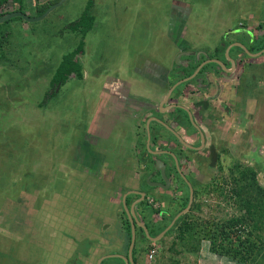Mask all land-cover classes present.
<instances>
[{
	"label": "rangeland",
	"instance_id": "1",
	"mask_svg": "<svg viewBox=\"0 0 264 264\" xmlns=\"http://www.w3.org/2000/svg\"><path fill=\"white\" fill-rule=\"evenodd\" d=\"M50 1L32 0L25 12L31 15L35 4ZM231 3V0H66L41 21L26 23L14 18L0 24V264H49L52 247L47 248L51 246L48 243L52 242V235H62L66 220L69 223V218L73 219L85 211L94 213L96 208L101 210L97 209L95 214L110 213L111 210L106 207L111 193H105L102 202L94 194L99 188L104 193L106 184L105 181H98L103 177L102 166L99 167L101 161L97 159L98 149L86 138L93 137L91 134L96 129L100 130L102 112L124 110L121 104H128L124 92L131 90L124 88L125 91H121L118 84V78L122 79L120 74L127 72L135 81L139 75L138 71L132 73V66L140 67L142 73L155 65L163 68L181 66L182 58L179 57H189L192 52L197 55L217 52L219 56L223 52L226 56L231 38L239 34L237 31L241 30L243 23L247 24L240 19H245L246 10L254 7L253 0H233L234 6ZM12 5L7 3L3 8L8 11L18 9ZM246 35L252 36L249 31ZM78 47L81 54L75 57L79 67L74 75L78 72L81 77L71 75L68 80L57 79L54 75L63 57ZM245 57L250 58L248 54ZM256 65L253 70H243V76L248 78L237 88L236 95L233 80L231 116L216 127L222 129L215 132L217 140L214 147L219 154V173H222L225 187L222 194L211 191L208 201L203 198L204 203L195 215V218L201 215L203 221L220 223L222 219L236 214L231 200L225 201L227 197L224 196V192L230 195L227 192L229 183L232 187V177L237 175L230 167L238 160L253 164L245 154L255 155L256 151L264 158V97L261 95L255 98L256 102H250L249 97L244 96L245 86L251 84L247 92L252 96L254 82L264 75V63ZM218 67L214 64L205 66L200 77L205 71L219 74ZM238 67L242 66L238 63ZM108 76L111 78L108 79ZM54 79L59 81L56 92L52 94L50 83ZM189 85L193 86L192 83ZM132 86L140 90L149 87L142 86L141 82ZM130 99L137 100L135 97ZM137 101L149 110H156L158 115L162 112L161 102L154 109L151 103L146 104L144 97ZM108 105L112 108L108 109ZM181 114L178 113L179 116ZM185 122H182L183 126L193 132L195 124L191 122L192 126H189ZM124 126L125 123H119L117 128L123 138L126 136ZM170 138L175 140V137ZM124 139L127 140L126 137ZM111 141L104 137L98 144L104 154L101 160L110 161L105 167V176L110 174L115 179L120 175L113 172V168L129 150L121 146L114 151H105ZM87 152L95 158V166L88 158L86 160ZM147 152L150 151L146 148V155H149ZM73 158L78 164L76 169L75 164L69 163L70 171L63 166L64 171L60 170L61 161ZM27 166H30L28 171ZM29 172L33 180L24 177ZM63 172L67 175L65 180L75 176L69 185L70 181L62 179L63 194L71 195L73 199L67 197L68 202H72L62 204L59 198L55 203V212L54 202L47 201L50 197L47 191H51V187L49 190L47 187L51 185L53 175L61 178ZM262 174L258 175L260 184L263 182ZM74 178L76 182L73 185ZM12 181L20 183L14 185ZM41 181L46 189L39 192L33 183ZM114 183L109 182L105 192L116 191ZM16 197H20V202L10 201H16ZM36 203L43 204V209H36ZM119 226L124 235L128 229L131 237L132 230L127 223L110 225L107 233H114ZM160 229L158 226L157 231ZM164 229L159 233H163ZM159 233L153 232L156 237ZM176 234L165 237L163 261L177 254L178 258H184L183 264H243L210 252V242L206 240H202L200 248L193 252V247L176 241L189 238L184 235L177 239ZM218 240H221L220 236ZM155 244L158 245V242ZM89 247L86 241L73 251L74 256ZM92 247L95 249L97 245ZM101 247L108 253L113 249ZM104 261L103 264H122L118 258H106ZM156 264H161V261L157 259Z\"/></svg>",
	"mask_w": 264,
	"mask_h": 264
},
{
	"label": "crops",
	"instance_id": "2",
	"mask_svg": "<svg viewBox=\"0 0 264 264\" xmlns=\"http://www.w3.org/2000/svg\"><path fill=\"white\" fill-rule=\"evenodd\" d=\"M231 1H232L231 6H234L233 0ZM253 3H254V7H252L249 10H246L247 13L244 16L245 19H240V21L247 22V24L245 25L243 23V26H241L242 27L241 30L237 31L239 34H236L233 38H231V46H232L231 57L234 59H238L241 55L240 54L241 49L237 47L238 43L244 45L247 48V50H249L250 52H252L251 47L253 46L261 45L264 47V26H263L264 0H253ZM248 31L251 32V34H253L255 38L257 39H255L254 41L251 40L250 42V38L253 36H247L246 33ZM216 48H217L216 46L213 47L214 51L217 50ZM263 56L264 55L259 56L258 58H255V59L248 58V61L253 63L252 66H250L249 68H243L242 64L239 63L240 66H242L240 69L237 68V70L239 69L237 71L238 72L237 74L239 76L235 74L234 75L235 77L233 79L223 81L222 89H220V91L222 90V94L220 95L219 100L211 101V105L216 106L217 108L216 109L217 114L215 115L211 114L214 112L213 109L211 110L210 114L207 112L205 113V115H208L207 119H210L209 121L205 119L206 120L205 125L211 130L210 133L208 131L207 132L205 131L207 138H212V136L214 137L213 132H216L215 128L220 127L221 125L220 122L226 120L225 119L226 117L224 116V111L222 109L223 108L222 103L228 100V98L226 97L228 92H226V95L223 94L226 87L227 86L231 87V92H233L232 82L234 80L235 81V85H233L235 86L234 94L236 95L237 88L240 86V82L248 78L247 76L245 77L243 76V70L245 69L253 70L252 67L253 68L256 67L257 66L256 63L258 62L264 63ZM210 57L223 60L221 56H217L216 52ZM132 68H133L132 73L138 71L139 78L137 80L135 81L132 80L133 78L129 76L127 72L120 74L122 79L118 78L120 81L118 82L119 88H121L122 92L125 91L123 90L124 88L131 90V92L129 91L124 92V94L127 95L125 97V100L128 101L127 102L128 104H121L124 106V110L120 109L118 111H115L114 113L110 111H105L104 113L102 112L101 120L99 123L100 130L96 129L91 134L93 135V137L86 138V140L88 139L89 143L93 144L98 149L99 154L97 156V159H100L101 161V165H99V167H101L102 165L106 166L107 163L110 162L107 159L104 161L101 160V157H103L104 154L101 153L100 151L101 148L99 147L100 144H98V142L100 141L101 143L102 138L104 137H106L107 139L110 138L112 140L110 143H114L116 147L120 148L121 146H123L124 149L128 148L129 150L128 153L124 155L122 161L119 164L115 165V167L113 168V172H115L118 176L120 175V177H116L115 179H113V177L110 174L105 176L104 167L102 166L103 177H100L98 181H105V184H106L105 190H107V185L109 184V182H115L114 186H115L116 191L114 192L106 191L105 192L104 190V193H103L102 188H99L94 191L95 196H98V199L100 201L105 196V193L106 195L107 193L108 194L111 193L109 195L110 201L108 202V206L106 207L110 209L111 211L110 213L106 212L105 214H102V212H100L99 214H95L97 209L101 210V208H96L94 210V213H91L90 211H85V212H81L77 214V216H75L73 219L69 218V223L66 220V224H64L63 226L65 230L62 231V235L61 236L52 235V242L48 243V244H51V246H47V248L50 249L52 247L51 249L52 259L50 258L49 264H103L104 262H106L104 260L107 258V256L114 255L113 253L117 255H122V256L127 255L125 254L127 253L126 252L127 244L125 243L126 240H125V235H124V231L122 227L119 226L117 230L114 229V227H112V229H114L115 231L112 234H108L107 230L109 229L110 225L123 224V221L125 219V216H124L125 207L129 209L131 205L135 203V200L138 197L137 192L144 190V188L138 184L137 178L139 179V177L142 176V179H143L146 175H149V174L148 172L144 171L145 170L144 168H142L143 167L142 165H144L146 162H141L140 160L141 156L138 153V151H140L141 146H144V144L147 143L146 135L144 134L143 130L147 122L153 120L151 118L156 117L162 120L163 122H165L169 128H171L173 131H176V133L180 135L181 139H184L185 141L193 142L195 141L194 139H196L194 137L197 135V133L194 131L189 132L187 126H181L182 128L185 129V132H184L183 129L180 130L179 126H177L176 124L170 123V117H172V115L169 113V111H166L165 113L163 112V114L160 113V115H162L161 116L162 118H160L156 116L157 115L155 113L156 110H151V109L149 110L148 107L142 106V103L137 101L138 98L140 99V97H144L146 98V104L151 103L150 106L151 108H154V109H156V107L159 105L160 102L161 104L164 103L166 95L173 87L172 85L175 79L174 80L171 79L169 75L173 70L175 71V66H170L169 68H163L160 65H155L152 67H148L150 69H148V71H143V73H142V70L139 69L140 67L135 68V66H132ZM179 70H181V67ZM189 71H191L190 68H189ZM193 71H195V69ZM185 73L186 74H184L183 77L191 75L190 72L185 71ZM71 75L75 77L74 74H71ZM71 75H69L68 78ZM111 76H108V79H110ZM175 76L176 75H173L174 78H178ZM123 80H125L126 82H124ZM135 82L136 83L141 82L142 86L149 85V87H147L145 90L134 88L132 85ZM259 85H262V87H259ZM207 87L210 88V86L208 85ZM229 87H227V89ZM245 88L246 90L244 92L245 93L244 96L249 97L250 102L252 100L256 102L257 100L255 98H258L261 95H263L264 97V92L262 91L264 89V75L263 77H261L260 79L254 82V86H252V92H253L252 96H249L250 94H248L247 92L251 88V84H249V86H245ZM192 89H193L192 86H190L189 84H188V87L185 86V88L182 89L183 97L181 98L179 103L180 104L182 103L184 106H187L188 108H190L194 122L199 127H201V125L204 122L203 121L201 123V120H203L201 112L203 110H201V108L196 105L197 104L196 102L198 101V97L200 94L196 93V90L192 94L189 93L191 92ZM174 91L171 92L169 96L170 98L168 99V101L165 102L166 104H164V106H167L170 103V101L172 102L174 101L173 103H175V99H178V97L175 96ZM209 91H207V93ZM108 92L110 91L108 90ZM130 97H135L137 100H134V99L129 100ZM222 97L223 98L226 97V98H224L223 100H220L222 99ZM227 107L231 109V105H229V103L227 104L226 108ZM107 108L110 109L112 108V106L108 105ZM218 116L220 117V121H219ZM183 119L184 120L182 122L186 121L185 123L187 124L188 117L185 114H183ZM119 123L120 124L125 123L123 132L126 135L125 137L127 138V140H125L124 139L125 137L123 138L121 136V132L117 130ZM149 126H150V133L152 132V135H153V139H156L157 137H159L158 139L165 140L167 136H169V134L167 135L166 134L167 132H165L163 128L162 129L160 127L158 128V126L155 124L153 125V123H150ZM164 135H167V136H164ZM188 135H190L192 139ZM101 136L103 137L101 138ZM215 136H217V134H215ZM110 143H109V146H110ZM158 146H161V142H158ZM71 149H74V148L71 146ZM104 150L107 151L106 148H104ZM108 151H111V150L108 149ZM85 158L86 160L88 158V160H90L92 164L94 165L95 158H92L88 152L86 153ZM75 160L76 159L73 158L70 160L61 161V165L59 167L60 170L64 171L62 169V166H63L65 167V170L70 171L69 163H73L76 166L77 163H75ZM112 166H114V164ZM124 166H126V169ZM141 168L142 170H140ZM73 177L75 176L74 175L70 176L65 181H70L72 180ZM157 196L161 198L163 194L159 195V193L156 194L155 192H153V194L150 197H152L153 199H155V201H157ZM59 198H61L62 201L65 200L63 199L61 195L59 196ZM71 199H73V197H71ZM71 202H68V200H66L64 204L71 203ZM160 208H162L161 210L164 211V215H166V217L162 216L163 212H160V214L154 213L155 209L151 207L150 205H146V208H143V206L134 207L137 219L141 221V223L147 226L149 230V236L154 235L153 232L157 230L158 226L161 229L165 228L164 231L169 228L167 224L169 223L170 219H172L169 215L173 211L167 207H164L165 210L163 209V207H160ZM160 208L158 210H160ZM53 210H55L56 212L55 203H53ZM158 210L156 209V211ZM58 216L59 215L57 214L56 220H58ZM1 222H0V225H1ZM1 228L3 229L4 227H1ZM68 238H71L72 240H68ZM57 239H63V240H57ZM149 239L145 236L144 232L142 235L139 229L136 230V240H138L136 241V244H137L136 246H138L137 247L138 250L136 251L137 254L134 256V258L136 259L135 264H146L145 254L143 255L140 254V250H143L146 247V245L147 246L149 245L148 242L144 241V240H149ZM161 239L162 240L165 239V234L160 238V240ZM86 241H88V244L90 245V247L85 252L83 253L78 252L74 256L73 251H75L76 248H80L81 245L86 244ZM93 245H97V247L93 249L92 247ZM101 245L107 246L109 249L113 247V249H111V253L106 252L105 249L101 247ZM53 253H56V255ZM153 264H156V262Z\"/></svg>",
	"mask_w": 264,
	"mask_h": 264
},
{
	"label": "trees",
	"instance_id": "3",
	"mask_svg": "<svg viewBox=\"0 0 264 264\" xmlns=\"http://www.w3.org/2000/svg\"><path fill=\"white\" fill-rule=\"evenodd\" d=\"M58 1L59 0H52L43 4H35L31 8L32 13L34 14H31V17H37L42 15L50 6L56 4ZM7 3L13 4L12 6L16 5L18 11H25V8L27 7V5L32 3V0H0V17L7 13H10V11L5 10V8H3L4 5ZM16 19L21 20L20 18ZM10 21H13V19L7 22ZM3 38L5 37L3 36ZM1 44L2 43L0 42V49ZM80 47L63 57L58 67V70L57 72H55L54 75L55 77H57V79L67 80L69 75L74 74L76 68L79 67V61L75 60V57L76 55L81 54ZM262 48L263 46L261 45L253 46L252 52L260 51ZM75 75L81 77V74L78 72ZM58 81L55 82L54 79L53 82L50 83L51 87H53L52 94L56 92ZM242 82L245 83V81H241L240 83ZM10 156H12V154ZM245 156L253 164H245L240 160L234 162V165L232 164L230 168L231 171L236 173L237 175L232 177V187H230L231 183H229L227 192L230 195L227 196V194L224 192V196L227 197V199L225 198V201L231 200V203L234 207L233 209L236 210V214H231V217L222 219V222L220 223H214L208 220L203 221L201 220V215H199V217L193 218L192 215L186 216L185 214L184 216H181L176 221V223L167 231L165 237L177 233L176 238L178 239V237L182 238L184 237V235H186L189 240L176 241L181 243V245L183 246L185 244H188L189 247L191 246L190 248L193 247V252L197 251L200 248L199 243L202 240H206L210 242V252L212 253H216L224 257H229L230 259L236 260L237 262L243 264H264V158L259 156L257 151L255 152V155L245 154ZM210 157L214 162L218 159V154H216V152H213ZM76 168L77 166L75 167V169ZM29 169L30 166H27L26 170L28 171ZM260 173H263V182L261 184L258 178V175ZM62 175L63 176H61V178H57L55 175L52 176V183L47 187L48 190L51 187V191H47L50 194V197L47 199V201L50 200L52 201V203H56L59 199L58 194H60L63 199H65L62 201V204H64L67 200V197L70 196H67V194H63L62 192L64 191L62 179L64 178L65 180L67 176L65 172H63ZM24 177L29 179L32 178L33 180V177L30 172L25 174ZM75 182L76 179L74 178V181L72 182L73 185L75 184ZM18 183H20V181H12L11 184L17 185ZM59 183H61V185H59ZM70 183L71 180L68 185ZM33 187L39 188V192L45 191L44 189H46L42 181L40 183H33ZM214 190L217 191L219 194H222V191L219 190V188L216 187L214 188ZM15 200L16 201H10L13 203H16L18 201L20 202V197H16ZM42 205L43 204L36 203L35 207L36 209L37 207L38 209H43L41 208ZM184 207L185 205H183V208ZM199 208L200 207L197 206L195 209L198 211L200 210ZM12 212L14 213V211ZM187 218H190V220L188 219L187 221ZM16 221L17 216L15 217V222ZM126 223L127 226H129L128 221H126ZM3 230H5V228H3ZM139 230L143 235L142 229ZM157 230L155 232L159 233L162 229H160L159 231ZM219 236L221 240H218ZM125 240V243L127 244V252L130 243V233L128 232V229L125 230ZM164 244V240H161V242L159 243L161 247V255H157L158 262L161 261V264L165 261H163L162 258L164 256ZM152 246L153 245H151V247ZM149 247L150 245L146 246V251ZM176 255L174 258L171 259L168 257V260L165 261L164 264H183L182 261L184 258H178V255Z\"/></svg>",
	"mask_w": 264,
	"mask_h": 264
},
{
	"label": "clouds",
	"instance_id": "4",
	"mask_svg": "<svg viewBox=\"0 0 264 264\" xmlns=\"http://www.w3.org/2000/svg\"><path fill=\"white\" fill-rule=\"evenodd\" d=\"M252 36H253V37H251V40L252 41H254L255 39H257V38H255V36L253 34H252ZM251 40H250V42H251ZM242 46H244V45H242ZM262 49H264V47ZM246 50H247V48H246ZM260 51H257V52H260ZM241 52H242L243 56H246V53L243 50H241ZM257 52H250V53L255 54ZM205 55H207V54H205ZM190 56H191V54H190ZM228 56H229V58H231L230 55H229V52H228ZM260 56H262V55H260ZM258 57H254V58L253 57H250V58L255 59V58H258ZM193 60L194 61H185V62H182L183 64L180 66L181 67V75L178 76V74H176L175 77H178V78H175L174 81L180 79V77H183L184 74H186L185 71L186 72H189V68L191 69V71H193L194 69L195 70L197 69L198 66L196 67V64H195V63H197V59H193ZM223 65H224V63H223ZM224 66L226 67V65H224ZM175 70H177V69H175ZM212 73L213 72L210 73L211 76H213ZM234 73L235 74L238 73L236 67H235ZM187 74H189V73H187ZM192 74L193 73H191V75ZM191 75H189L188 77H190ZM204 75H205V73L202 74V76H204ZM198 76L199 75L197 73L192 80H190L189 82L184 83V84L176 87L175 89H177V91L179 90V93H181L183 95L182 89L180 87H182V86L188 87V84L192 83L193 84V86H192L193 89L189 93L192 94L196 90V93H198L200 95H203L199 91V90H201L199 86L202 83H204V82L207 83L208 79H205L203 77L201 78L200 76H199L200 78H198ZM198 79L200 81H199V83H196V80H198ZM179 81H181V80H179ZM176 83H173V84L175 85ZM206 87H207V85H206ZM168 99H167V101H168ZM172 105H174V104H172ZM188 112H189V110H188ZM162 113H163V111H162ZM164 113H165V111H164ZM186 115L188 116V120L190 122L195 123L194 122V119H193V116H192V114L190 112H189V115L187 113H186ZM149 125H150V121H149ZM183 131L185 132V130H183ZM193 131L196 132L198 135H199V132H201L196 125H195V129L193 128ZM143 132L146 135L147 143L144 144V146H141L140 151H138V153L141 156V158L139 157L140 160H141V162H146L144 165H142L143 166L142 168H144L145 169L144 171L145 172H148L149 175H146L143 179H142V176L139 177V179L136 176L137 181H138V184L141 187H143L144 190L137 192L138 197L135 200V202L141 198L140 195H139V193L142 194L143 198H142V200L139 203L135 204L134 207H136V206H138V207L143 206V208H146V205H150L151 207H153L155 209V212L154 213L160 214V212H163L162 216L163 217H166V215H164V211L161 210L162 208H160V207H163V206H161L159 204V201H160L161 198H159L157 196V201H155V199H153L152 197H150L153 194V192H155L156 194L157 193L163 194V196L166 195V197H164V198L167 201V203H169V202L171 203V208H169V209H171L173 211L169 215L172 219H170L169 223L167 224V226L169 227L167 229V231H168L176 223V221L181 216H184L185 214H186V216L192 215V217L195 218V215L197 213H199L195 208L197 206L201 207V205H203L202 203H204V201H203L204 199H205V201H208L207 200L208 196L209 195H212L211 191L214 192L215 191L214 188H216V187L219 188V190L222 191V188L225 187L224 186V182L222 181L223 180L222 175H221L222 173L221 172L219 173V166H220V164H219V160H220L219 159V154L215 150V147L214 146H213V150H211L210 152H205L204 151V149L202 148L203 143H204V137H203V134L202 133L200 134V137L199 138H198V135H196L194 137V138H196V139H194L195 141L190 142V141H185L184 139H181L180 135L177 134L176 131H174L175 134H176V137L174 138L175 139L174 141H172V140L171 141L176 146L173 147V151H177L178 152V155H180V156L177 155V160H176V158L173 156V154H171L169 152V149H168L167 150L168 152H166V151L163 152L164 153V156H165L164 158H162V159L161 158H154L153 156H158V155H162V154H156L155 152H158V150H155L153 148V146L151 145V142H150V140H151V136H150L151 135V133H150V126H149V140L147 139V132H146V129L145 128H144ZM188 136L192 139V137L190 135H188ZM200 140H201V143H200ZM146 148L150 151L149 153L147 152V154H149V155H146ZM213 152H216V154H218V159L216 161H214V162L212 161L211 157L208 158V154L209 153L212 154ZM202 153H205V157H204L205 162H203V163H201L199 161V159H198V156H201ZM168 155H170V156H168ZM181 155H184L186 157L183 158V157H181ZM175 160H176V162L177 161H180V166H178V172L179 173L176 174V175H178L181 178L182 181H184L186 183L188 181V186L190 187V191H189V195L188 196L183 195L184 197L183 196L175 197L171 193L172 177L168 174V172L173 167L172 166V164H173L172 162H174ZM158 164H159V166H161V168L164 166V171L163 172L161 171V168H159V166H157ZM210 165H211V168L208 169V167H210ZM102 166L104 167V170H105V167L106 166H104V165H102ZM124 167L126 169V166H124ZM142 168L140 170H142ZM220 170L222 171L221 168H220ZM162 173H164V176H162ZM218 173L220 174V177L221 178L219 177V174ZM191 183H193V184H191ZM163 187L165 188V190L168 191V193H161L160 192L159 189L160 188H163ZM178 191H180V190H178ZM183 205H185L184 208H183ZM188 205H190L189 206V209L187 211H184L188 207ZM159 208H160V210H158ZM156 209L158 211H156ZM163 209H164V207H163ZM124 211H125V209H124ZM134 212H135V210H134ZM193 213H194V215H193ZM135 215H136V213H135ZM124 216H125V219L123 221V224H125L126 221H128V223L130 225V222L128 220V217H127L126 212H125ZM136 218H137V216H136ZM139 222L141 223V221H139ZM141 224H143V223H141ZM144 226L147 228L146 225H144ZM137 229H142V228L136 227L135 228V233H136V230ZM147 230H148V228H147ZM148 234H149V230H148ZM149 237L155 238L156 235H155V237H152V236H149ZM165 239H164V242H165ZM161 240L159 239L158 241H152V244L151 245H153V246L151 247V245H150L151 248L149 247L147 249V251L145 249L146 247L143 250H140V254H142V255L145 254V262H146V264H153V263L157 262V259H158L157 258V255L159 253V249L161 250V247L159 245V243L161 242ZM157 242H158V245L155 244ZM154 248L157 250V254L155 255V257H154L153 260H150L148 258V254ZM136 251L137 250H136V239H135V244H134V248H133V251H132V259H133V263L134 264L136 263V259L134 258V256L137 254ZM127 254H128V251H127ZM124 257H127V255L124 256ZM113 258L120 259L119 257H113Z\"/></svg>",
	"mask_w": 264,
	"mask_h": 264
},
{
	"label": "flooded vegetation",
	"instance_id": "5",
	"mask_svg": "<svg viewBox=\"0 0 264 264\" xmlns=\"http://www.w3.org/2000/svg\"><path fill=\"white\" fill-rule=\"evenodd\" d=\"M16 11H18L17 9H12V10H10V12H16ZM21 12H23V13H26L28 16H30L31 17V15L30 14H28L27 12H25V11H21ZM217 49V48H216ZM231 50V49H230ZM217 53V52H216ZM191 54V56H189V57H180V58H182V62H185V61H194L193 59H197V63H195L196 64V67L197 66H199L200 64H204V63H207L208 61H210V60H219V61H221V62H223L224 63V65H226V67H227V69H230L231 68V64L228 62V60L227 59H225V57L226 56H224V54H223V52H221V58H223V60L221 59H215V58H211L210 56L211 55H213V54H208L207 53V55H205V54H199V55H197L196 54V52H192V53H190ZM241 55H240V57L238 58V59H234V58H232L233 59V61H234V63H235V67H236V69L237 68H239L238 67V63H240V64H242V66H243V68H249L250 66H252V62H249L248 61V58H246L245 56H243V54H242V52L240 53ZM197 55V56H196ZM261 55H264V53L263 54H261ZM217 56H219L218 54H217ZM231 56V55H230ZM244 58V59H243ZM183 64V63H182ZM210 64H213V63H209V64H206L205 66H207V65H210ZM250 64V65H249ZM215 65V64H214ZM205 66H203L201 69H200V71L198 72V75L200 76V74H201V72L202 71H204V68H205ZM215 66H217V65H215ZM195 67V68H196ZM175 69H177V70H175V72H174V70L170 73V77H171V79H175L174 77H173V75H176V74H178V76L179 75H181V70H179L180 69V66L178 65V66H175ZM222 67H218L217 68V70H220V73L219 74H217L216 72H213V71H205V75L204 76H202L203 78H205V79H208V81H207V83H202L199 87H200V89L201 90H199L200 91V93L201 94H203V95H200L199 97H198V101L196 102L197 104V106L198 107H200L201 108V110H203L202 112H201V114H202V117H203V120H201V123L203 122V124L201 125V127H199L196 123H194L198 128H199V130L201 131V132H199V135H198V138L200 137V134L202 133L203 134V137H204V143H203V146H202V148L204 149V151L205 152H210L211 150H213V146L215 145V143H216V140H217V136H216V139H215V137H213L212 136V138H207L206 137V132L208 131L209 133H210V129L205 125V121L207 120V121H209L210 119H207V117H208V115H205V113L207 112V113H211V110L213 109L214 110V112L213 113H211L212 115H215V114H217L216 113V106H212L211 105V101L212 100H219V97H220V95L222 94V90L220 91V89H222V83H223V81L224 80H231V79H233L235 76V73H223L222 72ZM211 72H213L212 74H213V76H211L210 75V73ZM236 75H238V74H236ZM198 76V78H200ZM239 76V75H238ZM173 77V78H172ZM188 76H185V77H180V79H178V80H176V81H174V83H176L177 81H179V80H182V79H185V78H187ZM209 81H210V83H209ZM241 84V83H240ZM206 85H208V86H210V88L208 87H206ZM227 87H229V86H227ZM227 87H226V89L224 90V95H226V92H228L227 93V95H226V97L228 98V100H226V101H224L223 103H222V109H223V111H224V116L226 117L225 119L227 120V117H230L231 116V109L229 108V107H227L226 108V106H227V104L229 103V105H231V87H229L228 89H227ZM177 89H175V91H174V94H175V96L176 97H178V99H175V103H173L172 101H170V105L168 104L167 106H165V107H170L172 104H176L177 106H179V107H184V108H186V109H188L189 110V112L191 113V110H190V108H188L187 106H184L182 103L180 104L179 102H180V100H181V98L183 97V95L181 94V93H179V90L178 91H176ZM210 90V91H209ZM219 90V91H218ZM207 91H209L208 93H207ZM220 92V93H219ZM212 93V94H211ZM226 97H224V98H226ZM170 98V97H169ZM223 97H222V99H220V100H223L224 99ZM170 100H172V99H170ZM172 102V103H171ZM204 103H206L207 105H203ZM200 104V105H199ZM190 105H191V103H190ZM203 105V106H202ZM212 106V107H211ZM229 109V110H228ZM226 110H228V111H226ZM166 111H169V113L172 115V117H170V123L172 124H176L177 126H179V128H180V130H185L184 128H182L181 126H183L182 125V121L184 120L183 119V114H185L186 115V112H184V111H182L181 109H179V108H175V109H168V110H166ZM165 111V112H166ZM179 112H181L182 114V116H179L178 115V113ZM161 114H163L162 112H161ZM192 114V113H191ZM156 116H158V117H160V118H162L161 116L162 115H156ZM187 116V115H186ZM188 117V116H187ZM156 118V117H155ZM152 119V118H151ZM159 119V118H158ZM206 119V120H205ZM160 120V119H159ZM152 121V122H151ZM150 121V123H153V125L155 124V125H157L158 126V128L160 127L161 129L163 128V130H165V132H167L166 134H169V136H167V135H164V136H167V138L165 139V140H160V139H158L159 137H157L156 139H153V135H152V132H151V140H150V142H151V145L153 146V148L155 149V150H158V152H155L156 154H162V155H158V156H153L154 158H164L165 156H164V151H166V152H168L167 150L169 149V152L171 153V154H173V156L176 158V160H177V155H178V152L177 151H173V147H175L176 145L171 141V138L170 137H176V134H175V132L171 129V131H169V130H166V128H164L161 124H158V123H154L153 122V120H151ZM162 121V120H161ZM219 121H220V119H219ZM187 123L189 124V126L191 125V122L188 120L187 121ZM164 124H166L165 122H164ZM193 127V126H192ZM155 128H156V126H155ZM215 130H216V132L217 131H219V130H222V129H218V128H215ZM206 131V132H205ZM214 133V135H215V132H213ZM158 142H161V146H158ZM215 142V143H214ZM200 143H201V140H200ZM106 149H107V151H108V149L109 150H111V151H114V150H116V149H118L119 147H116L115 146V144L114 143H110V146H109V144H107V146L105 147ZM168 156H170V155H168ZM178 156H180V155H178ZM211 156V154L209 153L208 154V158ZM152 157V156H151ZM181 157H186V156H184V155H181ZM204 157H205V153H202L201 154V156H198V159H199V161L201 162V163H203V162H205V160H204ZM176 160L174 161V162H172L173 164H172V168H171V170L168 172V174L172 177V186H171V193H172V195H174L175 197H179V196H183V195H186V196H188L189 195V191H190V187L188 186V181H187V183L186 182H184V181H182L181 180V178L178 176V175H176V174H178L179 172H178V166H180V161H177L176 162ZM181 160V159H180ZM209 168H211V165H210V167H208V169ZM207 170V169H206ZM168 176V175H167ZM191 184H193V183H191ZM157 188V187H156ZM159 189V188H158ZM160 190V192L161 193H168V191L167 190H165V188L163 187V188H160L159 189ZM178 190H180V191H178ZM159 195H161V194H159ZM164 197H166V195H164V196H162L161 197V199H160V201H159V204L161 205V206H163V207H167V208H171V203L169 204V203H167V201L165 200V198ZM184 197V196H183ZM181 209V208H180ZM179 209V210H180ZM152 237H155V235H153ZM145 242H148L149 243V245H151L152 244V240L151 239H149V240H145ZM114 255H116V256H121V255H117V254H114ZM114 255H111V256H114ZM120 260H122V259H120ZM122 264H125V262L122 260Z\"/></svg>",
	"mask_w": 264,
	"mask_h": 264
},
{
	"label": "water",
	"instance_id": "6",
	"mask_svg": "<svg viewBox=\"0 0 264 264\" xmlns=\"http://www.w3.org/2000/svg\"><path fill=\"white\" fill-rule=\"evenodd\" d=\"M66 0H59L56 4H53L52 6H50L42 15L40 16H37V17H30L28 16L26 13H23L21 11H16V12H10V13H7L3 16L0 17V24H3L11 19H14V18H20L21 20H23L24 22L26 23H33V22H38V21H41L43 20L44 18H46L53 10H55L56 8L60 7L61 5H63L65 3ZM232 46H229L226 50V59L228 60V62L231 64V68L230 69H227L222 62H220L219 60H210L208 61L207 63H204V64H201L200 66L197 67V69L195 70V72L188 78L186 79H183L181 81H178L172 88L171 90L168 92L166 98H165V102L167 101V99L169 98L171 92L178 86L184 84V83H187L189 82L190 80H192L195 75L198 73V71L203 67L205 66L206 64H209V63H213V64H216L217 66H220L222 67V72L223 73H234L235 71V63L234 61L229 58L228 56V52L229 50L231 49ZM237 47H239L241 50H243L246 54H248V56L250 57H258L260 56L261 54L264 53V49H262L260 52H257L255 54L253 53H250L248 50H246V48L244 46H242L241 44H237ZM199 79L196 80V83H199ZM162 103L160 104V108L161 110L164 112L168 109H175V108H179L181 109L182 111L186 112L188 115H189V112L186 108L184 107H179L177 106L176 104L175 105H171L170 107H165L164 104L166 103ZM154 122L158 123V124H161L164 128L168 129L169 131H171V129L166 125L164 124L163 121L159 120L158 118H152ZM145 129H146V132H147V139L149 140V122H147L146 126H145ZM198 130V129H197ZM148 147V146H147ZM159 166V164L157 165ZM159 168H161V166H159ZM161 171L163 172L164 171V166L161 168ZM162 176H164V173H162ZM140 195V199L137 200L133 205H131V207L129 209H127L125 207V212L127 214V217H128V220L130 222V227H131V230H132V233H131V238H130V244H129V248H128V254H127V257H124V256H107V258H113V257H119L120 259H122L125 264H134L133 263V259H132V251H133V248H134V244H135V239H136V233H135V228L136 227H140L142 228V230L144 231L145 235L150 238L152 241H158L166 232L167 230H165L163 233L159 234V236H157L156 238H151L149 237V234H148V230L147 228L141 224L137 218H136V215H135V212H134V206L135 204L139 203L143 196L141 193H139ZM189 206L184 210V211H187L189 209Z\"/></svg>",
	"mask_w": 264,
	"mask_h": 264
},
{
	"label": "built area",
	"instance_id": "7",
	"mask_svg": "<svg viewBox=\"0 0 264 264\" xmlns=\"http://www.w3.org/2000/svg\"><path fill=\"white\" fill-rule=\"evenodd\" d=\"M156 254H157V250L154 248V249H152V250L149 252V254H148V258H149L150 260H153Z\"/></svg>",
	"mask_w": 264,
	"mask_h": 264
}]
</instances>
